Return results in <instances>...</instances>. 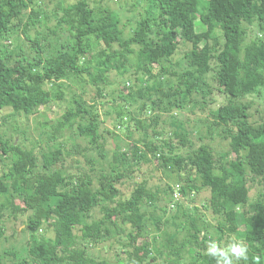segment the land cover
<instances>
[{
  "label": "trees",
  "instance_id": "trees-1",
  "mask_svg": "<svg viewBox=\"0 0 264 264\" xmlns=\"http://www.w3.org/2000/svg\"><path fill=\"white\" fill-rule=\"evenodd\" d=\"M141 1L142 8L135 7L142 10L137 26L126 36L119 14L96 0H0V40L23 38L29 49L19 45L11 50L8 44L0 48V112L11 109L14 114L34 115L62 100L63 82L69 78L86 77L97 93L90 103L74 94L61 117L63 128L75 130L89 142L95 154L87 159L91 174L66 171L65 156L79 153L75 145L65 149L59 144L48 153L36 154L0 136V160H10L0 174V243L6 209L14 218L25 217L22 234L26 236L9 255L0 250V264H215L206 255L209 242L227 246L233 237L248 247L249 259L238 264H257L255 257L264 264V194L250 198L247 181L249 177L264 180V113L256 123L250 104L240 102L245 96L264 93V38L244 44L247 27L264 26V0H195V6L192 0H139L137 4ZM52 2L54 7L45 12L43 6ZM199 7L206 30L195 33ZM71 13L76 14L74 20ZM217 26L225 42L220 49L208 42L216 36ZM187 32L190 36H185ZM187 43V69L178 76L177 86L168 85L162 77L175 72H169L164 62L172 63ZM134 46H140L137 52ZM132 57L137 59V72L146 78L127 74ZM212 69L216 71L213 86L235 100L210 111L209 126L216 128L215 134L235 141L218 158L207 146L193 149L190 133L178 121L186 102H206L211 97L204 78ZM112 72L122 75L117 83L123 88L112 99L118 116L114 126L130 133L134 124L143 138L133 140L123 151L111 144L109 157L106 136L112 132H102L98 105L107 96ZM146 109L156 111L149 123L142 119ZM161 116L173 128L168 133L159 130ZM173 139L189 152L176 153L179 146ZM150 162L163 171L176 172L178 182L186 184L178 189L182 198L209 192L207 207L215 222L209 230L199 228L196 217L201 215L192 218L200 214L197 207L191 215L181 211L183 205L174 198L172 187H167L161 199L158 191H152L149 175L137 174L142 163ZM97 163L99 170L94 168ZM122 189H130L129 195L122 197ZM164 200L165 208L175 211L171 221L180 213L184 223H173L175 231L167 237V245L157 248L159 235L152 241L144 237L149 234L147 221L161 231L163 214L152 217L147 211L165 213L156 207ZM95 209H99V219L93 217ZM181 231L186 235L178 240ZM112 243L119 248L113 262L93 260L92 248Z\"/></svg>",
  "mask_w": 264,
  "mask_h": 264
},
{
  "label": "rangeland",
  "instance_id": "rangeland-1",
  "mask_svg": "<svg viewBox=\"0 0 264 264\" xmlns=\"http://www.w3.org/2000/svg\"><path fill=\"white\" fill-rule=\"evenodd\" d=\"M96 2L104 7L107 6L111 11L119 14L123 30L126 36L132 32L137 26V19L139 18L138 12L142 10H135V7L138 9L142 8L144 5L142 1L138 5L137 3L139 0H96ZM194 6L196 5L195 0H192ZM135 4V5H134ZM55 3L52 2L51 4L44 5L43 9L45 12H49ZM230 9L227 8V13L229 14ZM72 20L75 19L76 14H70ZM130 21L129 24L126 25L127 21ZM195 26L193 32L195 33H202L206 30L205 25L201 20V11L200 7L198 12L195 13ZM54 21L50 23V25H54ZM216 36L209 43H215L217 47L220 49L225 42L221 38L220 29L217 26L215 28ZM185 36H190L187 32ZM258 38H264V26L260 29L256 26L247 27L246 28V35L244 37V44H253L256 43ZM190 43V37L187 39ZM189 43L182 45V47L175 53L172 57V63L164 62L165 67L169 69V72L174 71L175 74L172 76L171 74H166L162 77V81L168 83V85L177 86L178 76L185 71L186 68V60L184 58L185 53L189 51L188 46ZM205 42L201 43L195 50V55H198L200 48L203 46ZM10 45V49L12 50L19 45L25 47V50L28 49V44L25 42L23 38L16 39V36H13L11 41H1L0 40V48L2 45ZM232 45L231 43H228ZM140 46H134L133 49L135 52L139 50ZM127 74L129 72L135 74L138 78H146L143 76V73L137 72V59L134 57L131 58L130 63L127 65ZM157 71L154 70L155 73ZM215 69H212L208 72L205 76L206 83L211 91V97L204 102L202 99H198L192 103L186 102L184 109L181 110V116L178 117V121L180 120L184 128L188 130L190 135V140L193 144V149H197L200 146L204 145L209 147L212 150V153L216 158L222 153L228 151L229 147L235 146V141L233 139L223 140L217 134H215V127L209 126L212 122V117L210 115V111H215L219 106L227 104L229 101L234 100L233 98L228 97L227 95H223L217 91L215 86L212 84V79L215 75ZM124 75V78L127 76ZM122 75H117L115 72L110 74V79L107 81L106 84V91L107 96L104 99H99L100 103L98 105V112L101 119V130L102 132L106 130H110L112 134H106V139L109 144L106 145V154L111 157V144L114 143L119 146V148L123 151L129 148V145L135 139H142V132L136 131L134 124H132L131 132L128 133L124 129L115 128L114 124L118 121L117 113H115L112 109L113 101L112 99L116 97L119 91H122L123 88L117 82L121 81ZM153 80L149 81V85L153 84ZM65 88H62L63 98L61 101H56L51 103L45 107L39 109L37 113L34 115L24 116L22 114H14L11 109H5L0 112V136H3L7 140H12L16 144H20L23 149H33L36 154L41 152L48 153L54 150L58 145H62L63 148L68 149L73 145L79 148V153L66 155L64 160V165L66 171L70 173H77L78 171L91 174L90 166L87 164V159L94 158L95 154L89 150L90 144L84 138H81L77 135L75 130L65 129L63 128L61 117L64 112L71 106L73 95H82L86 102L90 103L92 99H97V93L93 89L91 85L86 83V77L83 78H69L63 82ZM164 91L168 90V87L163 88ZM161 95V92H160ZM154 98V95H152ZM211 99L213 101H211ZM235 101V100H234ZM241 103L250 104L249 105V112L251 114L252 120L256 123H260L264 113V93L261 91L260 94H253L243 97L240 100ZM117 105V104H115ZM146 115L142 117L143 120H146L147 123L150 122L151 118L154 117V113L156 111H152L150 109H146ZM130 116H135L132 113ZM159 130L163 132L166 131L167 133L170 132L173 128L168 123V118L165 116H161V120H159ZM150 133V131H148ZM129 135V137H128ZM55 137L53 140L50 138ZM202 137V139H200ZM114 140H113V139ZM165 138V137H163ZM74 142V143H73ZM143 142V141H142ZM172 142L175 146H179L178 140L173 139ZM142 145V144H140ZM62 148V149H63ZM189 152V149L186 147H177L176 153H183L186 154ZM233 154L229 155V159L233 158ZM148 158H151L150 154H147ZM63 158V156H62ZM205 162L209 161V155L207 154L204 158ZM10 160L2 159L0 160V174L1 171L7 168V164ZM94 168L96 170L100 169V165L94 164ZM154 162L150 163H142L137 170V174L139 176L149 175L150 182L149 185L152 191H158L159 197L162 199L168 193L167 187L170 186L173 188V196L176 201L182 203L183 207L181 211H185L187 214L191 215L192 208L197 207L198 212L200 214H192V218L195 219L200 229L205 227L206 230H209L211 226L214 225V221L212 219V215L210 210L207 207V200L209 198V192L207 190H202L200 193L195 195L193 199H185L182 198L181 194L179 193V188L185 186V183L178 182L179 178L177 177L176 172H167L163 171L160 168L155 167ZM137 177L140 180V177ZM248 188H249V196L250 198L254 199L257 198L259 194H264V180L257 178L252 180L251 177L248 178ZM199 185V184H197ZM129 190L122 189L121 194L122 197L129 195ZM194 193H192L193 195ZM19 201L16 200L15 204L18 205ZM157 208H162L166 210L165 213H161L159 209L152 210L148 209L147 213H151L150 216L160 217L163 214V218L159 227L161 229L160 232L156 230V227L147 221L148 223V233L146 240L152 241L153 236H158L157 242L155 246L157 248H164L167 245V237L174 233L175 226L174 224H178L179 222L184 223V218L179 213V218L174 220L175 222L171 221V218L175 215V211L173 208H165V200L159 201L156 203ZM94 219H99L100 213L99 209H95L93 213ZM25 217L17 215L14 218L11 215V210L6 209L4 210V217L1 222V225L4 229V238L1 239L0 243V250L6 252V256L9 255L15 248L21 246V240H25L26 236L22 234L24 230ZM174 223V224H173ZM205 230V231H206ZM213 233V231L211 230ZM186 231L179 232L177 239L181 240L185 237ZM143 239V238H142ZM119 250L116 244L112 243L107 244L105 246H97L96 249L92 248L90 254L93 260L97 259H106L110 262H113L115 259V253ZM155 264H165L163 261H158Z\"/></svg>",
  "mask_w": 264,
  "mask_h": 264
},
{
  "label": "clouds",
  "instance_id": "clouds-1",
  "mask_svg": "<svg viewBox=\"0 0 264 264\" xmlns=\"http://www.w3.org/2000/svg\"><path fill=\"white\" fill-rule=\"evenodd\" d=\"M233 242L227 246H220L216 241H210L206 248V255L215 260V264H238L240 260L247 261L248 247L243 240L232 238ZM259 264V257L254 258Z\"/></svg>",
  "mask_w": 264,
  "mask_h": 264
}]
</instances>
